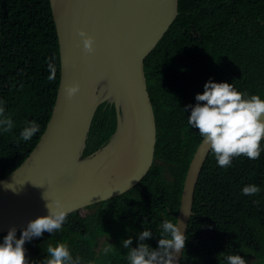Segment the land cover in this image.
Masks as SVG:
<instances>
[{
  "label": "trees",
  "instance_id": "16d2710c",
  "mask_svg": "<svg viewBox=\"0 0 264 264\" xmlns=\"http://www.w3.org/2000/svg\"><path fill=\"white\" fill-rule=\"evenodd\" d=\"M56 67L48 80L47 64ZM148 94L156 122L154 160L147 175L127 192L77 210L61 231L25 242L26 257L39 264L49 244L67 241L73 256L96 264H127L123 239L150 228L145 243L155 248L163 219L176 222L184 179L202 138L187 123L203 84L233 83L264 98V0H178V14L144 60ZM60 77L59 47L49 0H0V99L15 127L0 133V180L34 149L50 119ZM39 131L19 139L26 121ZM116 128L115 107L98 106L83 153L103 147ZM264 144V140L261 141ZM261 191L248 196L244 185ZM253 200L259 201L254 204ZM20 230L17 231V238ZM4 235H0L2 238ZM179 264H226L240 254L248 264H264V151L255 160L241 155L221 168L209 152L198 182ZM108 243L115 250L104 255ZM101 245V248L99 246Z\"/></svg>",
  "mask_w": 264,
  "mask_h": 264
},
{
  "label": "water",
  "instance_id": "95a60500",
  "mask_svg": "<svg viewBox=\"0 0 264 264\" xmlns=\"http://www.w3.org/2000/svg\"><path fill=\"white\" fill-rule=\"evenodd\" d=\"M49 3L59 47L57 95L34 149L0 180V235L46 215L45 205L54 198L69 208V215L122 195L147 175L154 160L156 122L144 60L175 20L178 0ZM78 29L94 38V52L85 53ZM73 83L79 91L69 99L65 85ZM103 103L115 107V131L103 147L84 157L94 114ZM209 152L201 140L186 172L176 218L185 234Z\"/></svg>",
  "mask_w": 264,
  "mask_h": 264
},
{
  "label": "clouds",
  "instance_id": "9594fccd",
  "mask_svg": "<svg viewBox=\"0 0 264 264\" xmlns=\"http://www.w3.org/2000/svg\"><path fill=\"white\" fill-rule=\"evenodd\" d=\"M85 53L94 52V38L84 30L78 29ZM48 80H54L56 67L49 59ZM79 91V84L65 85V95L71 99ZM195 103L185 105L189 110L187 123L198 129L203 142L206 143L221 168L232 166L233 158L245 156L255 160L264 151V98L258 94H249L238 90L233 83L215 82L212 79L203 84V91L194 96ZM15 127L12 116L5 111V101L0 99V133L12 131ZM40 125L36 120L26 121L19 132V139L30 140L38 131ZM6 188L12 185L6 184ZM261 191L259 185L250 183L241 188L243 195H254ZM254 204L259 201L253 200ZM47 214L30 220L26 227L20 230L17 238L15 227L8 229L6 235L0 238V264H36L26 257L25 242L38 238L46 231L50 235L61 231L67 220L69 208L63 206L58 198L46 203ZM153 236L150 228H143L136 234L137 245L131 247L132 237L121 241V247L127 249V264H178L177 253L184 248L187 235L181 231L179 222L163 219L159 228L157 246L151 247L145 243V238ZM101 248V245L99 246ZM115 247L108 243L102 249L104 255L113 252ZM184 250V249H183ZM47 255L39 260V264H96L95 259H82L73 256L67 241L49 244ZM183 254V253H182ZM226 264H248L238 253L224 257Z\"/></svg>",
  "mask_w": 264,
  "mask_h": 264
}]
</instances>
